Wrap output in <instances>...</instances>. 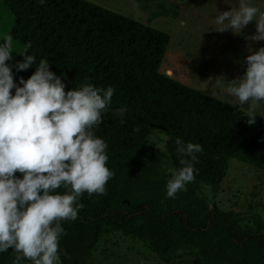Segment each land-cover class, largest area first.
Returning a JSON list of instances; mask_svg holds the SVG:
<instances>
[{
  "label": "trees",
  "instance_id": "1",
  "mask_svg": "<svg viewBox=\"0 0 264 264\" xmlns=\"http://www.w3.org/2000/svg\"><path fill=\"white\" fill-rule=\"evenodd\" d=\"M135 1L142 10L153 2L154 15L177 10L175 3L164 0ZM0 4L12 16L9 35L23 47L18 53L30 44L27 53L36 60L23 71L16 68L23 61L18 53L6 62L17 84L46 59L66 90L85 84L114 89L102 123L93 129L108 145L107 167L114 176L106 195L85 193L78 201L84 207L77 219L61 222V264H85L98 234L107 230L146 242L166 261L181 246H188L197 254V264H264V231L243 229L237 212L214 204L206 209L198 201L133 196L118 184L124 182L127 169L141 165L135 156L144 148L146 125L165 134L162 154L172 169L181 167L180 159H191L177 154V138L185 146H202L191 184L203 183L214 190L225 176L229 158L264 171L263 117L257 115L249 125L244 111L159 72L169 36L147 23L87 0H45L44 4L0 0ZM118 108L127 109L123 117L115 114ZM14 258L9 249L0 253V264H13Z\"/></svg>",
  "mask_w": 264,
  "mask_h": 264
},
{
  "label": "clouds",
  "instance_id": "2",
  "mask_svg": "<svg viewBox=\"0 0 264 264\" xmlns=\"http://www.w3.org/2000/svg\"><path fill=\"white\" fill-rule=\"evenodd\" d=\"M253 21L256 32L247 39L264 41V11L239 0L238 7L219 12L215 23L221 27L216 31L230 29L240 34ZM29 47L18 53L23 56L16 65L18 71L36 62L27 53ZM13 52V37L4 36L0 43V253L13 250V264L24 260L61 264V222L77 219L84 207L78 201L85 193L106 195L107 183L114 176L107 167L108 145L93 131L102 123L114 89L85 84L66 90L46 59L17 84L6 63ZM249 52L244 74L228 81L226 92L235 98L234 106L246 109L247 123L253 125L255 108L264 105V47L255 51L249 47ZM126 111L118 108L115 114L123 117ZM176 145L178 155L191 159H180L179 169H168L166 198L171 199L194 182L196 153L202 151L201 145L185 146L179 138ZM61 188L63 194L57 191Z\"/></svg>",
  "mask_w": 264,
  "mask_h": 264
},
{
  "label": "rangeland",
  "instance_id": "3",
  "mask_svg": "<svg viewBox=\"0 0 264 264\" xmlns=\"http://www.w3.org/2000/svg\"><path fill=\"white\" fill-rule=\"evenodd\" d=\"M87 1L166 32L169 39L159 72L232 106L236 101L226 92L228 81L244 74L249 47L253 51L264 47V41L247 39L256 32L254 21L240 34H234L230 29L216 31L221 27L215 23L219 12L238 7L239 0H164L177 5L171 15H154L157 7L153 2L142 10L135 0ZM248 2L264 11V0ZM11 25L9 10L0 4V43L9 35ZM13 44L12 55L23 50L15 41ZM255 112L264 118V105L256 107ZM144 134V148L135 156L141 165L127 169V174L122 176L124 182L118 184L133 196L150 195L165 199L166 184L171 178L168 171L171 167L162 154L165 134L159 128L147 125ZM132 170L134 172L130 175ZM186 189L178 192L174 200L198 201L200 207L206 209L214 204L223 211L233 210L238 213L239 225L243 229L264 231V171L229 158L225 176L214 190L203 183H188ZM196 256L188 246H181L166 261L146 242L107 230L98 234L85 264H197Z\"/></svg>",
  "mask_w": 264,
  "mask_h": 264
},
{
  "label": "crops",
  "instance_id": "4",
  "mask_svg": "<svg viewBox=\"0 0 264 264\" xmlns=\"http://www.w3.org/2000/svg\"><path fill=\"white\" fill-rule=\"evenodd\" d=\"M167 70H168V69H167ZM167 70H166V71H167Z\"/></svg>",
  "mask_w": 264,
  "mask_h": 264
}]
</instances>
